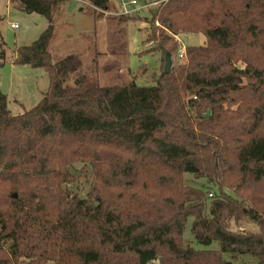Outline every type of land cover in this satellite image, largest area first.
Masks as SVG:
<instances>
[{"label":"trees","instance_id":"16d2710c","mask_svg":"<svg viewBox=\"0 0 264 264\" xmlns=\"http://www.w3.org/2000/svg\"><path fill=\"white\" fill-rule=\"evenodd\" d=\"M84 1L110 9L109 0ZM10 2L48 21L12 64L43 70L49 86L19 115L0 91V264H235L244 256L262 264L264 0H165L150 9L146 43L156 42L164 64L177 53L175 37H205L185 49V63L167 75L163 66L152 87H95L82 77L66 85L82 63L51 60L57 0ZM74 165L91 171L84 197L67 189ZM185 175L218 194L187 186ZM189 219L194 241L217 250L186 244ZM244 222L256 232L239 231Z\"/></svg>","mask_w":264,"mask_h":264},{"label":"rangeland","instance_id":"374dc122","mask_svg":"<svg viewBox=\"0 0 264 264\" xmlns=\"http://www.w3.org/2000/svg\"><path fill=\"white\" fill-rule=\"evenodd\" d=\"M136 1L137 5L130 6V0H109V11L102 13L84 0H57V5L51 10L54 26L48 45L51 60L58 62L70 55H76L82 63L78 71L69 75L66 85L72 86L75 79L80 77L85 78L88 85L95 87L132 84L137 87H152L156 84L164 62L162 53L153 50L156 42L146 43V38L150 35L146 21L149 19L150 9L157 6L151 4L162 0ZM144 5L147 7L141 9ZM137 9L141 10L136 11ZM124 10L130 13L124 15ZM120 18L130 20L122 21ZM10 25H17L18 28L12 29ZM47 26L48 21L44 17L25 13L17 3H11L10 0H0V43H3L5 51V63L0 67V91L7 96V108L14 115L34 108L42 100L49 86L48 77L43 70L12 64L15 49L31 45ZM175 40L178 50L183 48L184 51L186 48L200 47L205 43V37L200 33L181 34L175 37ZM149 49H152L151 53L146 52ZM171 60L173 69L186 62V53L181 61L177 59V53L172 55ZM236 66L242 68L240 64ZM72 174L75 181L70 183L67 189L72 194L84 197L89 191L92 179L90 169L74 165ZM184 181L192 188L204 189L215 196L218 194L216 189L203 179L197 180L191 175H185ZM206 205L208 211L209 201ZM191 222L189 219L184 234L186 244L195 250H217L216 243L202 247L194 241L190 234ZM238 230L256 232V227L244 222ZM223 258L230 261L228 254H224ZM235 264L258 263L255 259L244 256L236 260Z\"/></svg>","mask_w":264,"mask_h":264},{"label":"built area","instance_id":"2783aa9c","mask_svg":"<svg viewBox=\"0 0 264 264\" xmlns=\"http://www.w3.org/2000/svg\"><path fill=\"white\" fill-rule=\"evenodd\" d=\"M162 1H165V0H162ZM158 3H160V2H156V3H153V4H151V5H154V4L156 5V4H158ZM129 5H130V6H135V5H137V1H136V0H130ZM146 7H147V5H144L143 7H141V9H145ZM141 9H137L136 11H140ZM129 13H130V11H126V10L123 11V14H124V15H128ZM10 28H12V29H17L18 26H17V25H10ZM184 57H185V51H184V49L182 48L181 50H178V52H177V59H178L179 61H181V60L184 59Z\"/></svg>","mask_w":264,"mask_h":264},{"label":"water","instance_id":"95a60500","mask_svg":"<svg viewBox=\"0 0 264 264\" xmlns=\"http://www.w3.org/2000/svg\"><path fill=\"white\" fill-rule=\"evenodd\" d=\"M171 70V60L170 57L166 58L165 64H164V74H169ZM204 117H209L210 116V112H207L205 115H203Z\"/></svg>","mask_w":264,"mask_h":264},{"label":"crops","instance_id":"0c3cea01","mask_svg":"<svg viewBox=\"0 0 264 264\" xmlns=\"http://www.w3.org/2000/svg\"><path fill=\"white\" fill-rule=\"evenodd\" d=\"M111 4V3H110ZM48 52H49V50H48ZM7 97V96H6ZM17 103V102H16ZM19 104V103H18Z\"/></svg>","mask_w":264,"mask_h":264}]
</instances>
